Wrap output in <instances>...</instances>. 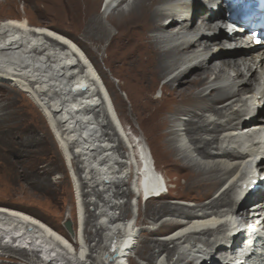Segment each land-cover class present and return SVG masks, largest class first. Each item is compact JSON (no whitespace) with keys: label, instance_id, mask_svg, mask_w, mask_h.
Returning <instances> with one entry per match:
<instances>
[{"label":"bare ground","instance_id":"bare-ground-1","mask_svg":"<svg viewBox=\"0 0 264 264\" xmlns=\"http://www.w3.org/2000/svg\"><path fill=\"white\" fill-rule=\"evenodd\" d=\"M15 1L0 0V84L45 117L71 170L76 222L69 211L67 234L26 206L0 201V240L19 236L16 245L0 241V257L140 264L136 253L146 264H229L223 243L237 230L256 243L245 261L264 264V46L226 17L235 0H108L103 9V0H25L35 10L55 6L79 44L25 11L9 13ZM215 14L227 21L214 22ZM226 53L235 57L221 58ZM118 89L138 140L118 115L125 110ZM147 150L167 192L138 211L133 178ZM146 183L160 188L158 178Z\"/></svg>","mask_w":264,"mask_h":264},{"label":"rangeland","instance_id":"rangeland-1","mask_svg":"<svg viewBox=\"0 0 264 264\" xmlns=\"http://www.w3.org/2000/svg\"><path fill=\"white\" fill-rule=\"evenodd\" d=\"M33 6L25 0H16L9 13L23 15L25 11L33 24H43L62 30L79 44L81 41L79 31L69 23L64 14L56 10L55 6L52 4L44 6L40 3L35 5L38 10ZM103 8L102 5L101 9ZM7 16L8 14L2 13L1 19ZM103 22L106 23L104 19ZM227 54L221 58L235 57ZM100 64L104 68L101 61ZM110 81L117 86L115 77L110 76ZM117 93L125 107L124 112L118 114L121 120L123 116L126 118V121L122 120L123 127L128 134L132 132L137 134L138 140L142 138V133L129 110L126 95L121 89H118ZM145 147L148 149L146 145ZM71 176V170L66 166L54 135L39 107L24 93L0 84V201L26 206L40 214L49 225L69 234L63 225L69 211L75 215L73 216L76 222L75 193ZM130 184L127 187L130 188ZM140 208L145 210V204L141 202L138 211ZM89 209L93 212L94 207ZM141 225L146 226L144 222ZM0 241L6 242L5 239ZM4 254L0 257L3 258L0 264H22L18 253ZM131 256L140 264L147 263L136 253ZM153 263L154 260L150 262Z\"/></svg>","mask_w":264,"mask_h":264},{"label":"water","instance_id":"water-1","mask_svg":"<svg viewBox=\"0 0 264 264\" xmlns=\"http://www.w3.org/2000/svg\"><path fill=\"white\" fill-rule=\"evenodd\" d=\"M64 227L67 229V231L69 233H72V229H71V225H70V221L69 220H66L64 223H63Z\"/></svg>","mask_w":264,"mask_h":264}]
</instances>
